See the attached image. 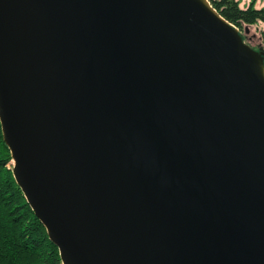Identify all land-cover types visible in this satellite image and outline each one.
Wrapping results in <instances>:
<instances>
[{
  "label": "water",
  "instance_id": "95a60500",
  "mask_svg": "<svg viewBox=\"0 0 264 264\" xmlns=\"http://www.w3.org/2000/svg\"><path fill=\"white\" fill-rule=\"evenodd\" d=\"M0 123L62 264H264V53L209 0H0Z\"/></svg>",
  "mask_w": 264,
  "mask_h": 264
},
{
  "label": "trees",
  "instance_id": "16d2710c",
  "mask_svg": "<svg viewBox=\"0 0 264 264\" xmlns=\"http://www.w3.org/2000/svg\"><path fill=\"white\" fill-rule=\"evenodd\" d=\"M230 23L264 22V9L247 10L235 0H209ZM11 153L0 123V264H62L58 247L27 202L12 168Z\"/></svg>",
  "mask_w": 264,
  "mask_h": 264
},
{
  "label": "rangeland",
  "instance_id": "374dc122",
  "mask_svg": "<svg viewBox=\"0 0 264 264\" xmlns=\"http://www.w3.org/2000/svg\"><path fill=\"white\" fill-rule=\"evenodd\" d=\"M235 1H238L239 7L242 10H247L252 5L254 9H258V10L264 9V0H235ZM237 28L239 29L244 41L248 45H250L253 49L255 45H258L261 48V50H259L258 52L264 53V22L256 21L253 24H247L243 22L242 25L238 26ZM243 35H245L246 37H244ZM13 164H14L13 161H11L8 164V166L13 169Z\"/></svg>",
  "mask_w": 264,
  "mask_h": 264
},
{
  "label": "flooded vegetation",
  "instance_id": "af4514ba",
  "mask_svg": "<svg viewBox=\"0 0 264 264\" xmlns=\"http://www.w3.org/2000/svg\"><path fill=\"white\" fill-rule=\"evenodd\" d=\"M243 36L246 37L245 35H243ZM252 46H254V45H252ZM254 49L257 50V51L261 50V48L258 45H255Z\"/></svg>",
  "mask_w": 264,
  "mask_h": 264
}]
</instances>
